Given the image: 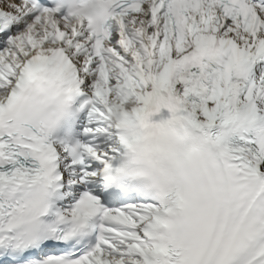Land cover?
<instances>
[{
	"label": "snow or ice",
	"instance_id": "1",
	"mask_svg": "<svg viewBox=\"0 0 264 264\" xmlns=\"http://www.w3.org/2000/svg\"><path fill=\"white\" fill-rule=\"evenodd\" d=\"M0 264H264V0H0Z\"/></svg>",
	"mask_w": 264,
	"mask_h": 264
},
{
	"label": "clouds",
	"instance_id": "2",
	"mask_svg": "<svg viewBox=\"0 0 264 264\" xmlns=\"http://www.w3.org/2000/svg\"><path fill=\"white\" fill-rule=\"evenodd\" d=\"M95 12H96V15L98 16V17H100V16H103V13H104V10L102 9V8H97L96 10H95Z\"/></svg>",
	"mask_w": 264,
	"mask_h": 264
}]
</instances>
